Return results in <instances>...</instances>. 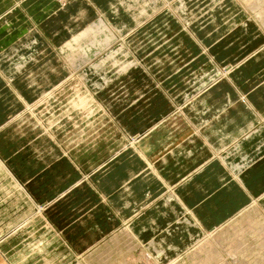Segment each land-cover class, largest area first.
Instances as JSON below:
<instances>
[{
  "label": "rangeland",
  "instance_id": "1",
  "mask_svg": "<svg viewBox=\"0 0 264 264\" xmlns=\"http://www.w3.org/2000/svg\"><path fill=\"white\" fill-rule=\"evenodd\" d=\"M56 1L58 15L20 18L19 38L0 48V159L38 203L0 162V264H47L66 239L88 251L99 227L172 194L167 181L197 169L206 149L198 116L230 106L207 96L223 80L264 79V0ZM240 143L217 152L235 171L247 168ZM202 175L178 196L224 171ZM130 228L76 264H132ZM21 238L26 249L13 247ZM169 262L264 264V212L252 202Z\"/></svg>",
  "mask_w": 264,
  "mask_h": 264
},
{
  "label": "crops",
  "instance_id": "2",
  "mask_svg": "<svg viewBox=\"0 0 264 264\" xmlns=\"http://www.w3.org/2000/svg\"><path fill=\"white\" fill-rule=\"evenodd\" d=\"M68 5L70 6L71 3ZM58 6L56 0H0V48L4 49L5 41H9L12 36L19 38L16 26L20 18L31 24H41L62 11ZM251 57L243 60L244 64ZM218 92L219 99L226 97L230 106L223 114H212L209 118L202 119L198 116L201 122L197 127L201 129L204 141L207 143L206 149L198 156L201 159L197 165L199 167L183 177L167 181L173 184L172 194L168 192L163 194L141 211L137 213L131 211L132 214L127 217L125 224L131 225L133 230L130 229L140 241V244L127 256L132 264H159L154 257L159 255V250L162 251L159 256L161 263L164 264L170 263L172 256H184L186 250L198 240L199 236H204L224 225L246 207L251 206L252 202H256L264 212V79L259 86L243 85L241 80H223V84L207 97L214 95V102H217L219 99L216 100L215 95ZM226 101L221 100L220 103ZM258 128L260 129L256 131ZM235 140L241 141L242 151L239 156L244 155L241 161H245L247 166L240 171H235L231 161L227 163L217 154ZM0 162L12 179L21 186L28 202L36 208L38 203L31 198L22 180L13 176L4 161L0 159ZM214 166L222 167L225 174L221 179L207 180L204 187L194 188L189 193L182 192L178 196L179 187L203 176L205 170H210ZM1 205L3 202L0 201ZM125 224L109 229L99 227L101 234L96 237L97 233H94L93 243L90 244L88 251L77 254L73 244L66 239L60 245L63 249H56L52 253L47 251L41 256L42 260L47 264H76L80 263L79 261L84 263L91 252L105 245V241ZM101 230L107 233L102 234ZM24 241L22 238L19 239L13 247L24 246L26 249V245L29 244ZM33 256L38 258L37 255L31 254L25 257L31 262L32 259L36 260Z\"/></svg>",
  "mask_w": 264,
  "mask_h": 264
},
{
  "label": "bare ground",
  "instance_id": "3",
  "mask_svg": "<svg viewBox=\"0 0 264 264\" xmlns=\"http://www.w3.org/2000/svg\"><path fill=\"white\" fill-rule=\"evenodd\" d=\"M208 170V169H207ZM209 171V170H208ZM215 171V170H214ZM214 174V173H213ZM225 174V173H224ZM212 176V175H211ZM198 179V178H197Z\"/></svg>",
  "mask_w": 264,
  "mask_h": 264
}]
</instances>
